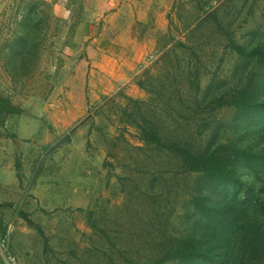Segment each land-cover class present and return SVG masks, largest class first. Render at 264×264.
<instances>
[{"label": "rangeland", "instance_id": "obj_1", "mask_svg": "<svg viewBox=\"0 0 264 264\" xmlns=\"http://www.w3.org/2000/svg\"><path fill=\"white\" fill-rule=\"evenodd\" d=\"M126 2L116 17L113 0H0V96L23 110L0 126V243L17 264H184L164 258L194 231V199L246 200L145 132L193 152L264 149L260 113L226 104L264 102V64L232 49L264 50V0ZM226 158L264 196V171Z\"/></svg>", "mask_w": 264, "mask_h": 264}, {"label": "trees", "instance_id": "obj_2", "mask_svg": "<svg viewBox=\"0 0 264 264\" xmlns=\"http://www.w3.org/2000/svg\"><path fill=\"white\" fill-rule=\"evenodd\" d=\"M232 49L242 58L255 56L258 62L264 64L263 49L247 50L237 45L232 46ZM226 104L255 109L260 113V121L264 123V102H259L251 94L241 91ZM22 111L10 98L0 96V126L5 124L9 116L19 115ZM145 135L147 141L178 155L187 171L204 175L212 187L219 185L228 189L233 186L234 199L241 196L243 190L248 192L246 200L237 208L230 202L212 203L206 198L196 197L194 205L199 220L193 225L194 231L188 237L179 239L178 245L169 250L164 260L175 259L184 264H233V259L238 258L235 250L239 248L263 256L264 196L254 189L251 193L252 189L245 186L236 170L230 166L226 155L242 160L246 168L258 175L264 171V149L255 151L249 147L223 146V154L201 153L193 152L186 144L164 143L156 132L146 131Z\"/></svg>", "mask_w": 264, "mask_h": 264}, {"label": "crops", "instance_id": "obj_3", "mask_svg": "<svg viewBox=\"0 0 264 264\" xmlns=\"http://www.w3.org/2000/svg\"><path fill=\"white\" fill-rule=\"evenodd\" d=\"M113 1L117 2V7H119V5L121 6V9H117V11H114L113 16L116 15V17H117L119 12L126 13L127 8L125 6H127V2H126L127 0H113ZM117 7H115V8H117ZM54 14L58 17L67 18L71 14V12H69L67 9H64L62 7L55 6L54 7ZM131 28H132V25L127 27V22H126V23H121V26H117V28H115V29H117L119 32L120 31L131 32ZM78 31L81 32L80 28ZM77 35H79V34H77ZM119 36L120 35H118L117 39L119 38ZM133 61H135V60L133 59ZM132 65H134V63L127 62V71L130 69V66H132Z\"/></svg>", "mask_w": 264, "mask_h": 264}, {"label": "built area", "instance_id": "obj_4", "mask_svg": "<svg viewBox=\"0 0 264 264\" xmlns=\"http://www.w3.org/2000/svg\"><path fill=\"white\" fill-rule=\"evenodd\" d=\"M5 245H6L5 240H2L0 243V251H2L5 254L3 257L5 264H17L15 258L9 253L8 246L6 247Z\"/></svg>", "mask_w": 264, "mask_h": 264}]
</instances>
